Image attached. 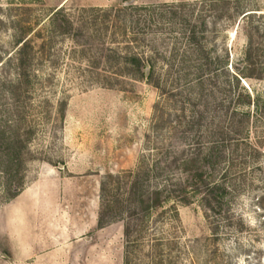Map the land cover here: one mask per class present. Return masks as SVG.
Masks as SVG:
<instances>
[{
  "label": "rangeland",
  "instance_id": "1",
  "mask_svg": "<svg viewBox=\"0 0 264 264\" xmlns=\"http://www.w3.org/2000/svg\"><path fill=\"white\" fill-rule=\"evenodd\" d=\"M228 1L0 0V134L22 141L13 175L0 149V264H264V0ZM55 12L73 27L55 29ZM25 32L35 54L20 81ZM131 55L151 60V81ZM245 112L215 174L231 189L224 214L208 217L190 188L189 204L144 219L127 255L121 223L97 228L102 181L125 191L159 160L149 185L175 183L177 157Z\"/></svg>",
  "mask_w": 264,
  "mask_h": 264
},
{
  "label": "trees",
  "instance_id": "2",
  "mask_svg": "<svg viewBox=\"0 0 264 264\" xmlns=\"http://www.w3.org/2000/svg\"><path fill=\"white\" fill-rule=\"evenodd\" d=\"M223 2L227 4L229 1L223 0ZM60 13L55 12V16L53 17L55 29L62 30L63 32L70 30L73 25L69 18L63 16L62 21H57ZM173 13L176 12L173 11ZM151 17L154 18L153 12H151ZM186 34L189 42L203 56V66L209 69L211 60L200 44L196 31L191 27L187 30ZM27 36L28 34L25 32L15 42L17 47L15 58L16 72L20 81L28 80L30 64L35 54L32 39ZM252 52L253 47L250 42L246 55L247 63L250 65L253 63ZM128 61L129 66H131L132 70L139 77L146 81H151L153 77L151 60L143 59L138 55H131ZM147 67L148 71L146 72ZM233 116H236V113H233ZM239 117H241L239 121L234 122V119H232L230 124L218 128L215 140L209 142L208 145L197 142L193 146L194 151L189 156L183 159L177 157L176 160L178 162L180 177L175 183L165 182L159 186L149 185L150 177H159L165 172L164 167L158 164L159 160L153 163L151 170L149 168H141L131 173V178L125 191H120V187L118 186L115 189H110L107 187L106 182L102 181L100 187L102 204L97 220V228H102L113 222L121 223L122 234L126 245L125 255H127L128 245L134 236H138L144 224V219L152 211L161 209L170 199L180 200L184 204H189L192 199L191 189L199 196L200 203L205 211L208 212V217H217L224 214L228 203L227 197L230 195L231 189L224 180L216 179L215 174L224 157L225 144L230 141L232 135L240 132L241 126L248 120L249 112L242 113ZM4 134H0V149L4 145L5 149L12 150L14 153L4 168L8 174L13 175V169L20 160L19 145H21L22 141H16L12 137L6 139V137L4 138ZM107 178L109 180L118 179L117 176L112 174H108ZM20 191L19 185L14 186L11 189V197L18 195ZM212 230H217V226L212 227ZM3 251L9 255L7 249H3Z\"/></svg>",
  "mask_w": 264,
  "mask_h": 264
},
{
  "label": "water",
  "instance_id": "3",
  "mask_svg": "<svg viewBox=\"0 0 264 264\" xmlns=\"http://www.w3.org/2000/svg\"><path fill=\"white\" fill-rule=\"evenodd\" d=\"M148 71V67L146 68V72Z\"/></svg>",
  "mask_w": 264,
  "mask_h": 264
}]
</instances>
